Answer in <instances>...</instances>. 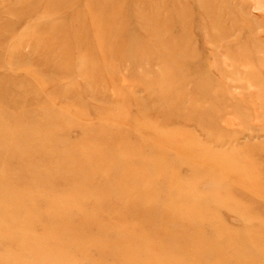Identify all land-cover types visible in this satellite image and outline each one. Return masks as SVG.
I'll list each match as a JSON object with an SVG mask.
<instances>
[{"label": "rangeland", "instance_id": "obj_1", "mask_svg": "<svg viewBox=\"0 0 264 264\" xmlns=\"http://www.w3.org/2000/svg\"><path fill=\"white\" fill-rule=\"evenodd\" d=\"M0 264H264V0H0Z\"/></svg>", "mask_w": 264, "mask_h": 264}]
</instances>
